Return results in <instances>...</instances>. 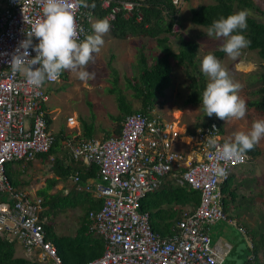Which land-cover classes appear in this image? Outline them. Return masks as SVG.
I'll use <instances>...</instances> for the list:
<instances>
[{
  "label": "built area",
  "instance_id": "1",
  "mask_svg": "<svg viewBox=\"0 0 264 264\" xmlns=\"http://www.w3.org/2000/svg\"><path fill=\"white\" fill-rule=\"evenodd\" d=\"M99 1L106 11L115 4L106 16L109 22L120 11L127 19L143 21L147 0ZM68 2L76 12L79 40L86 41L93 12L84 11L79 0ZM185 2L173 0L179 10ZM42 15L41 0H0V236L20 243L30 264H64L46 239L44 200L18 190L7 175L8 163L32 162L49 154L55 143L48 124L47 87L61 82L65 71L36 87L28 83L26 72L13 71L10 65L26 31ZM68 125H79L75 116L68 118ZM122 126L120 136H74L67 141L75 161L99 167L95 180L78 187L103 200L99 210L90 211L89 220L90 231L104 237L105 251L86 264H225L230 246H214L210 229L228 221L221 188L250 157L246 154L240 161L217 154V146L226 142L216 121L190 133L158 114L138 112L127 116ZM184 145L187 152L178 149ZM172 178L200 191L201 203L195 211L183 213L173 235L163 237L154 232L142 201ZM73 179L76 184L81 181L79 174Z\"/></svg>",
  "mask_w": 264,
  "mask_h": 264
},
{
  "label": "rangeland",
  "instance_id": "2",
  "mask_svg": "<svg viewBox=\"0 0 264 264\" xmlns=\"http://www.w3.org/2000/svg\"><path fill=\"white\" fill-rule=\"evenodd\" d=\"M259 2L263 4L264 8V0H259ZM213 3H215V0H186L180 10L178 23L174 27V31L182 35L186 41L199 43V37L204 32H208L209 27L193 24L191 21L192 10ZM251 14V11H249V15ZM254 14L260 15L257 12ZM97 20L99 19L96 17L92 18L89 36L96 34L93 24ZM103 35L104 44L100 47V51L94 54V59L86 66L88 71L94 73L93 76L88 80H81L77 71L65 70L61 82L48 86L49 101L47 106L52 118L50 129L55 136L63 132L71 137L76 134L77 129L83 132L85 125L94 126L96 131L107 129L110 124L115 128L117 122L113 123L111 117L120 114L119 96L124 97L133 110H139L142 106L141 100L135 96V91L129 86L128 81L138 74L137 60L140 58L142 51L148 56L150 65L153 64L156 58H162L164 52L154 39L130 38L127 41L117 40L111 30ZM210 37L217 38L214 35ZM224 42L225 38L223 37L221 40L218 39L213 48L199 47L195 60L197 71L193 67L180 68L172 60L171 83L164 94L158 98L152 113L178 123L182 130H188V132L195 131L198 129L197 126L203 122L216 121L222 126H226V133L231 140H235L237 132H250L256 120L264 119V115L250 105L261 98L258 90L261 87L260 74L264 72V61L256 51H249L247 48L243 49L241 55L235 59L229 55L218 57L233 81L239 85L238 95L246 101L247 112L244 117H230L227 120H220L215 114L210 117L206 116L207 113L202 102L197 105L186 106V101L190 95L191 77L199 75V72L203 73L201 69L203 58L209 53L221 51ZM170 44L173 51L179 53L180 38L170 37ZM206 50L212 51L204 53ZM238 59H243L242 63L244 64L242 65H245V67H239L241 64ZM204 78V82L200 83L207 85L209 78L205 74ZM71 116L76 117L79 124L77 127L68 125V118ZM103 136L105 137L101 133L99 138L102 139ZM229 142L231 141L228 140ZM256 145L260 149L261 155L255 161L250 159L249 163L238 167L244 171V178L234 177L233 179V184L246 189L245 196L236 199L234 205L236 210L229 211L232 218L239 225L221 221L210 229V235L213 237L214 242L223 238L236 247L226 264H230L229 260L235 261L238 258V252L243 249L245 250L244 253H251V244L248 238L253 241L254 245L258 244V240L264 238V205L258 204V202L264 201V197L261 195V192L264 193V189L260 191L261 188H264V138H261ZM184 146L186 147L183 148H188L187 145ZM230 204L228 202V207ZM250 223L254 224L253 230L249 231L248 234H244L241 227L251 228ZM16 247L17 256H22L21 246L17 245ZM262 251L263 249H258L260 257Z\"/></svg>",
  "mask_w": 264,
  "mask_h": 264
},
{
  "label": "trees",
  "instance_id": "3",
  "mask_svg": "<svg viewBox=\"0 0 264 264\" xmlns=\"http://www.w3.org/2000/svg\"><path fill=\"white\" fill-rule=\"evenodd\" d=\"M87 4L88 6H82V9L93 12V16L99 20L105 19L115 5L113 4L110 10L106 11L103 10L99 0H87ZM93 4L95 5L94 7ZM262 5L258 0H216L213 4L202 5L197 9H193L191 21L198 26L210 27L214 20L222 16L227 17L241 10H246L248 13L251 11L252 14L248 15V27L243 30L246 37L251 41L247 49L256 51L260 58L264 60V21H262L264 19V8ZM256 12L260 15H255L254 13ZM142 14L143 21L139 23L135 18L127 19L125 12L120 11L116 15V20L110 22V30L119 40H127L129 38L154 39L164 52V56L160 59L156 58L153 64L150 65L148 56L144 51L140 53L141 56L137 60L138 74L134 78L129 79L128 84L135 91V96L141 100L142 106L139 110H133L125 98L119 96L118 107L120 114L111 117L114 122H117V126L113 132L107 134L108 136L105 139L121 135L122 123L127 116L138 112L150 113L154 110L158 98L164 94L171 83L173 74L172 60L180 68L193 67L197 71L195 60L199 45L196 41L184 40L182 35L174 31V27L178 23L180 10L174 6L173 0H147L146 7L142 8ZM170 37L180 38L179 53L173 51ZM225 54L223 50L216 52V56L219 58ZM189 75L191 76V74ZM191 79L192 81L189 84L190 95L186 101V106L197 105L202 102L203 91L207 87L205 83H200L205 80L204 73L199 72V75L191 77ZM260 83L261 87L258 90V94L261 98L250 105L264 115V72L260 74ZM47 117L48 124L51 126L52 120L49 115ZM219 119L222 120L221 118ZM211 122L213 121L211 120L209 123ZM207 124L203 122L197 128ZM219 125L220 127L222 126L220 123ZM221 132L224 134L222 129ZM190 133H194V131H190ZM94 134V126L85 125L83 135L78 140L94 138ZM70 139L71 137L60 132L55 136V143L49 154L46 155L51 157V155L56 154L60 150L61 143ZM247 155L251 159H256L261 155V151L255 144L252 149L248 150ZM13 163L15 162L7 164V175L8 165ZM53 170L60 178H68L71 173V168L69 166L66 167L60 159L53 164ZM98 174L99 167L97 165L93 164L89 168L84 167L83 172H80L81 183H85L89 179L95 180ZM9 179L12 182L10 176ZM55 182L56 180H53L51 183L55 184ZM222 194L223 199L224 197L231 200L236 198L235 191H230L227 187H223ZM87 197L90 198L91 202L88 216H86L88 220L80 228L78 234L75 237L62 236L54 239L53 244L56 246L64 264H86L102 256L105 251L106 241L104 237L90 231L89 220L90 211L99 210L102 207L103 200H96L90 194H87ZM200 203V191L193 190L186 183L180 184L176 178H172L168 179L162 187L149 194L142 201V210L149 212L154 232L166 237L174 234L177 223L185 210L193 212L200 206ZM44 205H46L45 201ZM46 239L49 241L47 237ZM260 243L255 247L263 246L264 238L261 239ZM16 244V242H10L0 236V264H30L28 259L16 256Z\"/></svg>",
  "mask_w": 264,
  "mask_h": 264
},
{
  "label": "clouds",
  "instance_id": "4",
  "mask_svg": "<svg viewBox=\"0 0 264 264\" xmlns=\"http://www.w3.org/2000/svg\"><path fill=\"white\" fill-rule=\"evenodd\" d=\"M79 2L83 7L88 6L87 0ZM41 5L43 15L33 22L30 30L26 31L27 38L20 41L12 53L11 68L26 72L28 83L36 87L42 86L46 80L59 77L65 70L77 71L79 79L88 80L94 73L88 71L86 66L104 44L103 34L110 30V22L106 18L97 20L93 24L96 34L88 36L86 41H80L81 30L77 26L76 12L68 0H41ZM248 15L246 10H241L227 17L222 16L214 20L208 29V36L225 38L222 50L233 59L251 44L243 31L248 27ZM33 51L36 53L34 56ZM201 69L209 78L202 96L206 116L215 114L224 120L244 117L246 101L238 95L239 85L233 81L220 59L214 53L207 54L202 60ZM261 138H264V119L256 120L250 132H237L234 142L217 146V154L225 159L235 157L243 161L248 150ZM210 144L216 146L215 140H211Z\"/></svg>",
  "mask_w": 264,
  "mask_h": 264
},
{
  "label": "crops",
  "instance_id": "5",
  "mask_svg": "<svg viewBox=\"0 0 264 264\" xmlns=\"http://www.w3.org/2000/svg\"><path fill=\"white\" fill-rule=\"evenodd\" d=\"M214 37L217 36L214 35ZM199 38L200 41L199 43L197 42L199 47L203 46V47H211V48L215 46L218 39L220 40L223 39V37H217L213 39L212 37L207 35V32H204ZM127 40H122V41H127ZM208 51H212V50H208ZM208 51L206 50L204 51V53L206 52L208 53ZM216 52L218 51H215L213 53L216 55ZM226 55L228 54L226 53L224 56ZM242 60L243 59H238V61L241 64L239 67H245V65H242L244 64L242 63ZM46 108L48 111V115L52 120L48 106ZM112 122L114 123V121ZM114 129L115 128L112 127V124H110L107 129H102L99 131L95 130L94 138H99V135L101 133L105 135V137L103 136L102 138H106V136H108L107 134L110 133V131L113 132ZM221 129L224 132L223 135L225 138V142L228 143V140L234 142V140H231L227 135L226 126L225 127L221 126ZM82 135L83 132H81L80 129H77L76 134L71 136V138L74 136L77 137L79 136L80 138V136ZM183 147L186 146H180L178 147V149L182 151L189 150V148H183ZM58 159L62 160L66 167L69 166L71 168V173L68 176V178H60L53 170V164ZM250 159L251 158H249V161L247 163L250 162ZM256 159H251V160L255 161ZM84 167L89 168L90 166L82 163L81 161H75L72 158L70 151L67 147V142H62L60 145V150L56 154L51 155V157L47 155H42L39 156L36 160L29 163L15 162L13 164L8 165V175L12 178V183H14L13 185L18 190H21L32 197H40L45 201L46 205H44L45 208L42 217L45 223L46 237L52 243L54 242V239L57 237H62V236L75 237L78 234L80 228L88 220L87 219L88 217L86 216H88L91 202H90V198L87 197V194H90L91 197L94 199L96 198L93 196V194L87 192L86 190H79L78 187L79 186L84 187L92 180L89 179L85 183H81L80 181L79 184H76L73 179V177H75L76 175L78 174L80 175L81 171L83 172ZM243 172L244 171L239 168L233 170L229 180L227 181L228 184L226 182L221 188V192L223 187H227L228 189H230V191L232 190L235 191L236 193V198L234 200L228 198L225 199V197L223 199L224 207L226 202V207L224 211L226 212L228 218V221L225 222H229L236 225L238 223L235 219L232 218L229 211L235 209L234 205L236 199H238L239 197L243 198L245 196L244 192H246V189L239 188V186L233 184V179L234 177L244 178ZM53 180H56L55 184L51 183ZM259 184H261V182H259ZM262 189L264 188H261L260 191H262ZM261 193H262L261 195L264 197V193L263 192ZM228 202L231 203L229 207H228ZM259 203L264 205V201L258 202V204ZM185 211L190 212V210H185ZM250 226L251 228H246L245 226L241 227L244 234H248L249 231L251 232L253 230L254 224L250 223ZM248 241L251 244L250 246L251 253L246 254L244 253L245 250L243 249L242 251L238 252V258H236L235 261L229 260L230 264H264V245L263 246L260 245L259 247L257 246L258 248H256L255 247L256 245H254L253 241L250 238H248ZM260 241L261 239L258 240L257 243H260ZM212 242L213 245L216 247H220V246L225 247L226 245L230 246L229 253L225 258V264H226L232 253L235 251L236 247H234L231 243L224 240L223 238H220L219 240H217V242H214L212 239ZM16 243H17L16 246L20 245L23 250L22 256H17V254L16 256L28 259V256L22 245L18 242ZM258 249L259 250L263 249V251L260 254L261 257L259 256Z\"/></svg>",
  "mask_w": 264,
  "mask_h": 264
},
{
  "label": "bare ground",
  "instance_id": "6",
  "mask_svg": "<svg viewBox=\"0 0 264 264\" xmlns=\"http://www.w3.org/2000/svg\"><path fill=\"white\" fill-rule=\"evenodd\" d=\"M246 69V68H245ZM47 89H48V87H47ZM48 91V90H47Z\"/></svg>",
  "mask_w": 264,
  "mask_h": 264
}]
</instances>
